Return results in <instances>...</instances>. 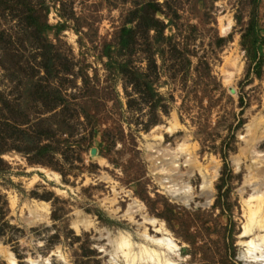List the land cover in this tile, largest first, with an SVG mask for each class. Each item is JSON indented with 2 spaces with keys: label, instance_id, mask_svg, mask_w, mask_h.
I'll return each instance as SVG.
<instances>
[{
  "label": "rangeland",
  "instance_id": "1",
  "mask_svg": "<svg viewBox=\"0 0 264 264\" xmlns=\"http://www.w3.org/2000/svg\"><path fill=\"white\" fill-rule=\"evenodd\" d=\"M263 129L264 0H0V245L17 264H105L119 230L144 242L131 198L177 264H248L246 149L264 168ZM76 211L92 224L75 230Z\"/></svg>",
  "mask_w": 264,
  "mask_h": 264
},
{
  "label": "bare ground",
  "instance_id": "2",
  "mask_svg": "<svg viewBox=\"0 0 264 264\" xmlns=\"http://www.w3.org/2000/svg\"><path fill=\"white\" fill-rule=\"evenodd\" d=\"M228 25L229 21L227 24L221 26L222 30H226ZM253 138L247 141L249 145L246 149L250 153L249 156L251 161L244 182L247 185L253 184V187L248 197L243 200L245 203L246 219L242 226V234L240 235V237L243 238L239 241L240 244L243 245L240 255L248 259V264H264V177L258 178V176H256V174L258 175L256 170H258L260 166L258 164H260L262 160L255 150L252 142ZM182 145V143L178 144L176 149H182ZM147 146L151 147V143L148 142ZM191 160L190 156L186 158V161ZM234 161L237 163L238 159L234 158ZM166 165L165 163H156V161H153L152 168H156L155 171L158 175L157 179L161 184L165 182L164 178H169L164 175L171 174ZM210 166V173L202 172V182L200 186L202 190L201 194L205 197L206 204L211 201V184L213 183V178L217 174L216 164ZM258 171L264 173V168H260ZM183 183L180 184V187H176L173 182L168 185L163 184V188H165L172 197H176L181 200V202L186 203L190 200V195L188 193L190 187ZM142 209L141 203H139L137 199L131 198L125 211L122 213L131 220H133L134 213H140L142 220L138 224L142 226V229L139 231V236L144 242L136 243L132 241L130 233L126 230H119L114 236H109L107 233L112 252H109L111 261L105 264H117L114 258L118 255L123 257L124 264H177L175 260L170 258L178 249L176 242L165 229L163 222L159 221L158 218L156 219L142 213ZM77 213L79 212L76 211V218L71 222L75 230H79L80 227L87 228L92 224L89 219L81 217V215L78 216L79 214ZM145 224L153 226L156 234L150 235L146 230ZM1 249L4 252L7 262L10 264H17V260L11 251L0 245V250ZM57 255L61 256L60 252H58ZM47 260L48 258L45 257L42 261L47 262ZM29 261L32 264H37V262L32 259H29Z\"/></svg>",
  "mask_w": 264,
  "mask_h": 264
},
{
  "label": "trees",
  "instance_id": "3",
  "mask_svg": "<svg viewBox=\"0 0 264 264\" xmlns=\"http://www.w3.org/2000/svg\"><path fill=\"white\" fill-rule=\"evenodd\" d=\"M125 30H127L126 28H124Z\"/></svg>",
  "mask_w": 264,
  "mask_h": 264
}]
</instances>
